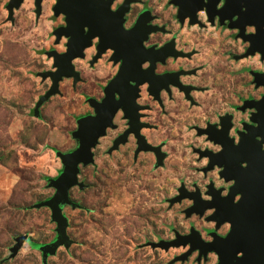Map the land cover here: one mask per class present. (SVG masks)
<instances>
[{
	"label": "rangeland",
	"instance_id": "374dc122",
	"mask_svg": "<svg viewBox=\"0 0 264 264\" xmlns=\"http://www.w3.org/2000/svg\"><path fill=\"white\" fill-rule=\"evenodd\" d=\"M9 1L0 0V264H44L40 247L31 246L54 242L56 224L50 209L39 204L54 195L49 182L63 170L56 153L77 148L73 132L90 108L84 99L86 85L73 89L71 81L63 79L59 93L34 114L37 101L51 85L49 79L38 76L53 71L46 53L66 49V39L55 44L53 35L63 20L53 16L55 0H43L38 19L34 0H25L9 20ZM199 16L206 29L188 26L182 39L205 51L209 90L217 92L220 106L228 109L230 101L255 94L247 71H264V63L259 55L233 60L232 55L244 54L248 43L237 38V30L210 26L204 13ZM250 31L253 28L247 27L246 32ZM212 70L217 72L216 79ZM92 152L93 163L79 168L83 189L69 191L74 207L61 206L71 244L57 248L46 264H216L215 255L206 262L198 263L195 254L175 262L186 248L165 251L146 246L174 240V232L186 233L190 223L196 229L209 226L197 217L186 218L183 206L170 208L164 202L174 194L179 178L192 176L190 162L175 159L177 154L164 166L155 165L149 154H141L135 162L122 158L121 152L108 158L102 140ZM23 236L25 242L13 255L16 240Z\"/></svg>",
	"mask_w": 264,
	"mask_h": 264
},
{
	"label": "flooded vegetation",
	"instance_id": "af4514ba",
	"mask_svg": "<svg viewBox=\"0 0 264 264\" xmlns=\"http://www.w3.org/2000/svg\"><path fill=\"white\" fill-rule=\"evenodd\" d=\"M174 1L93 0L85 10L88 25L83 29V34L90 37L89 45L81 51L82 57L71 61L78 80L63 79L70 80L73 89L79 84L87 87L84 99L90 109L81 117L96 115L89 100L98 103L105 100L116 107L111 125L99 139L105 144L108 158L121 152L122 158L131 157L135 162L141 154H149L155 165L158 156L159 166H164L172 154H177L175 159L190 162L192 176L179 178L174 194L164 198V202L171 208L175 204L170 205L169 200L191 196L192 200L185 198L176 205L183 206V214L188 210L203 211L202 217L193 214L188 219L197 217L209 226L196 229L190 223L186 233L178 234L187 236L193 228L204 242L210 243L215 236L225 237L230 231L228 223L216 228V223L206 218L228 206L235 185L232 178L239 167H246L239 161L257 153L258 148L264 150L255 133L257 122L264 120L261 103L264 87H256L251 75L257 73L261 75L258 80L264 81V71H247L252 77L254 95L230 101L228 109L221 107L219 94L209 90L205 51L199 45L189 46L182 39L188 26L206 29L199 16L204 12L196 13V20L203 27L189 25L188 18L183 21L178 18L179 7ZM222 5L223 1L217 8ZM204 15L210 26L229 29L227 20L220 25L215 16L210 24ZM62 20L60 26L64 25V16ZM250 33L254 32H246ZM236 57L239 56H231L233 60H241ZM217 64L218 56L213 68ZM212 74L216 79L217 72ZM146 145L152 149L143 151ZM238 199L239 196L235 197L233 202ZM194 254L198 263L206 262L209 255L216 256L208 253L206 258H199L198 251L191 255Z\"/></svg>",
	"mask_w": 264,
	"mask_h": 264
},
{
	"label": "water",
	"instance_id": "95a60500",
	"mask_svg": "<svg viewBox=\"0 0 264 264\" xmlns=\"http://www.w3.org/2000/svg\"><path fill=\"white\" fill-rule=\"evenodd\" d=\"M24 1L10 0L8 2L6 9L9 20L13 19L14 10L18 9ZM42 1L34 0V12L37 19L41 15ZM221 1H223V5L218 9L217 5ZM92 3L93 0H56L52 7L55 18L60 15L64 16V25L56 28L53 35L55 44H59L63 38L66 39V50L61 54L55 50L46 53L47 57L52 59L55 70L38 74L42 80L49 79L51 85L37 101L34 107L35 115L39 114V109L45 102L59 93V82L63 78L75 77V81L78 80V74L74 72L71 61L77 57H82L81 51L89 45L88 39L90 37L83 34V29L84 26L88 25L85 10ZM174 5L179 7L178 18L181 21L188 18L189 25L192 26L203 27L196 20V13L199 11L206 14L210 24L214 23L213 18L215 16H218L220 25H223L227 20V27L238 31L237 38L248 43L245 53L236 58L244 59L259 54L260 59L264 60V0H175ZM234 17L236 18L234 19ZM247 27L253 28L254 33L246 34ZM251 75L254 77L253 83L256 87L261 85L264 87V81L258 80V76L261 75L253 72ZM89 103L94 108L96 115L94 117H81L77 120V130L73 132V137L78 142V146L69 153H56L63 164V170L57 179L49 182L50 187L55 189L54 195L44 203L39 204L50 209L51 219L56 224L54 242L39 248L44 264H46L47 256L53 255L57 248L61 246L68 248L71 244L66 233L67 219L62 213L61 206L67 204L74 207V204L69 200V191L74 187H78L80 190L84 187L82 183L78 182L79 168L93 163L92 150L105 134L106 128L111 125V119L116 111V107L109 105L105 100L102 103L89 100ZM261 103L264 104V98ZM257 123L258 127L255 129V133L260 138L261 143L264 144V120ZM151 149L146 145L143 151ZM239 162L246 164V167H237L236 174L232 178L235 185L229 194L228 206L225 209L216 210L206 218L208 222H215L216 228L228 223L230 231L225 237L215 236L213 242L206 243L201 239L199 232L192 228L187 236H181L175 232L174 240H160L158 243H147L146 246L165 251L170 248L188 246L187 252L175 258V262H183L193 252L198 251L199 258L201 256L206 258L208 253L216 254L217 264H264V150L258 148L257 153ZM157 163L161 165L158 156ZM237 196L239 199L234 203L233 200ZM190 197L178 196L169 200V203L174 205L185 198L192 200ZM184 214L186 218L193 214L202 217L204 212L188 210ZM25 240L26 236L16 240L12 249L13 255L18 252Z\"/></svg>",
	"mask_w": 264,
	"mask_h": 264
},
{
	"label": "trees",
	"instance_id": "16d2710c",
	"mask_svg": "<svg viewBox=\"0 0 264 264\" xmlns=\"http://www.w3.org/2000/svg\"><path fill=\"white\" fill-rule=\"evenodd\" d=\"M32 248H38V247H41V246H38V245H33V246H31Z\"/></svg>",
	"mask_w": 264,
	"mask_h": 264
}]
</instances>
